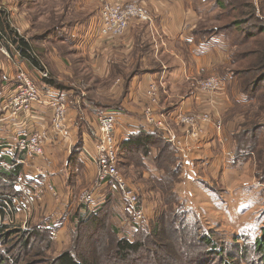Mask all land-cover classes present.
<instances>
[{
  "label": "rangeland",
  "instance_id": "1",
  "mask_svg": "<svg viewBox=\"0 0 264 264\" xmlns=\"http://www.w3.org/2000/svg\"><path fill=\"white\" fill-rule=\"evenodd\" d=\"M137 1L148 8L151 18L149 21H134L133 24H131L132 26H130V29L124 35L129 33L131 29H133V31H135L136 29V34L138 35L137 37H135V39L147 38L146 40L148 41L150 38L151 41L152 39L157 40L159 38V35H157L158 37L154 36L151 30L148 29V27H150V22L153 21L150 3L148 2V0ZM150 1L159 2L162 5H165L166 1H172L174 3L178 2L179 5H182L186 9H188V12H186L187 16L184 26L190 31V34L192 36H194L198 40L203 41L219 39L225 41L228 44V38L226 37V39L222 35V37L213 36L211 38H200L196 36L195 31H200L203 28L205 29L211 27L218 29L217 31H221V28L229 24L228 22L232 21L233 17L239 18V16H241V12L245 13L250 11L252 13L253 8L255 9L256 14L262 17V20L264 21V0ZM220 2L224 3L225 6H219L218 3ZM0 8L5 10V12L7 13L11 27L16 30L18 35L33 43L36 49V53H39V55L48 53L50 55H54L55 58L60 59V61L61 58L58 55L59 52H61L62 54H66V57H68L69 55H73L72 53H68L70 46L65 43H62L61 45L60 42H53L51 41V39H49V36H47V38L45 39L42 38V40H40V36L48 33V31L52 28L57 27L58 30H61L62 26L69 21H82L85 18V21L83 22H95V24H93L94 27L92 31H90V35H92V37H94L95 39L100 40L96 31V27L98 25L101 14L100 0H0ZM228 12H231V14H228ZM139 29L140 33H138ZM63 31L64 33L67 32L66 30ZM229 33L231 39L233 37L235 38L238 35L235 30L230 31ZM69 37H71L72 39L76 36L72 35ZM262 39L264 40V33H262L261 36L258 37V39L253 40L256 41V43L252 44L251 47L255 49L260 44ZM238 41H243L241 36L240 38H238ZM166 43L168 44L169 49H174L173 51L180 55L179 52H181L182 47L178 43L170 44L169 40H167ZM139 44L143 45V43H136V46L133 48V52L130 53V55H127L125 61H130V66L133 63V57L136 59L137 63V58H141L140 54L145 53L144 49H146V47L142 45L138 46ZM245 44L246 43H244L243 46ZM154 47L156 53L161 54L162 60L168 59L170 54L163 48L161 42L156 44ZM152 48L153 47L151 44V46L148 47V50H151ZM240 48L241 47L238 45L231 46L230 53ZM245 48H248V44L243 49ZM13 53H17L21 56L16 46H14L8 39H1L0 37V79L4 78L3 75L7 74L9 75V78L10 76L13 77L16 83V80L19 77L20 73L26 72L32 79H34V82L39 85V72L31 68L29 64L27 66L28 70L26 67L24 68L22 65H19L18 61L15 60V56L13 55ZM79 53V50L75 51V55H81ZM84 59L86 58L84 57ZM42 60L44 66L49 72V77L55 79L57 82H60L53 76L54 69L51 68L48 60L43 57ZM78 63L79 62H77V66L78 68H80L83 63H80V65H78ZM172 64V60L166 62V65ZM89 65L90 63L86 62V66L88 67V69L84 67V71H78V74L81 73L80 75L82 76L88 75V71L91 70L89 68ZM62 66H64L63 61ZM237 66H239V64H233L231 65V69ZM122 68L126 69L123 73L125 75L128 68H126L125 65L122 66V63H120V66L116 67L115 70H112V77H105L101 80L95 78L90 79V77L88 79L81 78L82 76H79V78L77 76V78L74 77L71 81L75 83L74 86L80 89V91L83 90L85 92H87V89L90 88V84H92L93 86L95 85L94 89L92 90L93 92H87V95L92 98L98 99L100 98V95H98L97 89H102L107 87V85H111V83H114L117 78L123 80V78L120 77ZM116 69L118 71H116ZM38 70L40 69L38 68ZM217 74H210L206 77H201L196 80L197 85L202 92L212 95L225 91L227 89V82L223 78V75H225V71H220V74ZM212 75H215L219 79H221L222 87L218 91L207 92L201 88V82ZM230 75L232 76L231 72ZM235 79L237 81L236 87L239 88V80L237 78ZM153 83H155L158 87V102L154 106V115L158 119H162L165 122L166 127L170 132L169 135H167L163 129H159L160 131L158 130L159 132L155 134H159L160 136L173 135L174 137L179 138L183 145V151L181 153H183L184 155L189 154L187 152L188 147L190 146V141L198 142L204 137L206 125L208 124H214L215 130L222 132L224 129L223 127L225 126L224 124L229 123L232 120L233 127H236L235 131H232V134L241 132L243 129L250 127L252 123L264 125V111L262 113H258L259 102L255 100L254 102L247 101L246 104H239L240 101L237 100L238 96L236 97V95H234L232 96V100L235 106L232 107L230 111L226 112L225 109L221 108L223 112L221 113V115L219 114L220 117H217L215 119L212 111L181 112L182 114L194 116L196 119V123L194 124L193 128L196 129L200 135L196 138L191 137L189 128L177 122L178 114L173 117V119H170L168 117L169 110L163 111V108L161 107V93H163V95L167 94L163 91V88H166L164 86L165 84L163 83L162 86L160 80L157 82H150V84H148L147 87H145V89L143 90V94L146 97L143 113L145 114V109L151 105L150 99L147 95V91L150 85ZM180 83L181 81L178 82L179 85ZM230 91H232V89ZM241 97L243 96L241 95ZM178 99V97L172 99V107L176 106L174 104H176ZM115 100L117 99H114L112 101ZM116 102L117 101H115L114 103ZM165 105L168 106V103ZM100 116L101 114L99 115L98 119H100ZM144 118L146 120L145 115ZM193 128H191V130H193ZM98 129L99 125L97 127V132ZM150 132L152 131L150 130ZM9 142L11 141L6 142L5 145L3 144L4 147L2 146V148L7 147ZM116 142L119 145L120 142ZM172 146L176 149L174 145ZM176 151L177 154L180 152L177 149ZM252 154L251 156H247L246 159L242 161V163L237 162L235 166H232L233 157L235 155L233 151L231 154V152L227 150V152L224 153L225 163H223L222 168H220V172H218V170H215V172L211 171V169H209V167L206 165H204L203 169L200 168V166L198 168L197 165L194 164V160L191 159L190 161H188L189 163H186V169L185 171L183 170L182 174L180 175L179 182L177 183V185L175 184V191L180 196V201L183 203L184 207L189 211V217L191 219L199 220L201 230L207 234H210L212 239L215 241V243H217L218 246L226 249V253H232L234 257L233 260L238 262L239 264H247L246 259H243L241 262V260L237 258L240 251L237 245L243 246L245 244L244 241H247L246 239H241L240 237H242L243 235H248L250 237V240H253L258 235H260L261 225H264V183L259 181L256 164L257 160L255 155ZM1 160L2 158H0V161ZM190 162L193 163V166ZM3 163L4 161L2 160V162H0V168L5 167L7 169H11ZM26 164L28 165H22V177L20 176L18 180L12 181L14 191L18 192L17 195H15L14 192H10L7 187L8 181L5 178L1 177L2 180L0 181V186L2 185L4 187L3 192L5 194L3 195L2 200L0 199V201H2L3 206L9 205L10 207L7 206V210H4L6 216L3 221L2 217L0 216V223L4 222L24 231L31 230L35 225H40V223L44 222H47L51 225L58 224L59 226L56 229L57 234L55 236L52 235L49 244V241L47 242L48 239L46 238V236H44L42 241L34 238L31 242L34 252L37 253V251H41L44 252V256L46 257H54L59 252L71 246L73 234L76 228L75 215L79 212H82L80 211L82 207H88L87 204H84L80 201L82 194L86 190L93 189L95 190L94 192L97 195V191L100 188V186L97 184V169L95 168L94 177L93 179H91V181H89V184L78 186L77 180L75 178L73 179V181L69 180L71 187L74 190L73 198L75 201V207L73 211H70L69 207H67V209L61 207L63 206L61 199H63L62 196L64 195L54 183L53 184L55 185L57 190L56 195H53L51 191L46 188L43 191V197H36V192L40 190V182H36V180L26 177L24 173L26 171H30L31 173L34 171L37 172L36 169H40V164L34 165L30 161H28ZM13 166L14 165H12V167ZM117 168L123 176V179L125 180L127 186L129 188H132V190H134L139 196V207L143 212V219L140 223L143 227L145 226L147 230H150L154 225L157 217H160L162 213L167 209L166 205H164V200L167 195L169 196L171 193H173L172 190H168L164 194L162 190L159 189V185L153 181V179H156L155 177H159L161 175L144 177L142 171L139 170L140 168H136L134 164L130 162L129 164H125V162H122L121 166H119L118 155ZM156 186L159 188H157ZM30 188L35 191H32ZM28 190L32 192V198H29L26 195V192ZM47 195L51 197L52 202L46 201ZM115 197V200L117 201L115 203V210H113L112 212V222H114L117 229L119 230V235L132 236L137 231L138 224H135L133 222V217L131 215H129L130 217L127 216L126 219L122 221L123 217H121V215L124 216L125 213H121V211L118 210L119 200L117 196ZM11 201H13L15 205L14 208L12 206L13 210L10 205ZM110 208L111 203L109 204L108 210ZM163 222V226H165L167 224H170L171 221L167 220ZM179 225L180 224L177 223L176 226ZM167 230L170 231L169 229ZM200 247L201 246H198L197 244H190L189 252L192 253L200 251ZM214 257L215 255L212 256V258ZM225 257L227 259L228 256L225 255ZM40 258V254L35 256L32 259V264H40Z\"/></svg>",
  "mask_w": 264,
  "mask_h": 264
},
{
  "label": "crops",
  "instance_id": "2",
  "mask_svg": "<svg viewBox=\"0 0 264 264\" xmlns=\"http://www.w3.org/2000/svg\"><path fill=\"white\" fill-rule=\"evenodd\" d=\"M148 2L150 3L153 15V21L150 22L148 29L151 30L154 36L159 35L157 40L152 39L151 41L150 38L148 41L146 40L147 38L135 39L138 35L136 34V29L135 31L131 29L126 35L114 39L97 40L90 35L95 22H83L85 21L84 18L82 21L76 20L65 23L63 25L64 29L70 35H68L66 40L55 39L53 42H60L61 45L62 43L67 44L70 46L68 53H72L73 55H69L68 58L66 54L59 52L60 61L54 55L48 53L42 54V57L48 60L49 65L54 69L53 76L60 83H63L65 88L60 90L55 86H51L44 81L43 77L39 76L42 101L40 104L34 105L29 111L20 112L17 115L12 114L8 102L15 90L16 83L13 77L10 76L9 78L7 74L3 75L4 78L0 79V150H3L2 146L4 147L8 141H12L13 136L21 129H41L50 126L51 109L47 101L52 96L57 95V97H61L60 99L69 105L67 129L64 134L60 136L54 135L47 142L44 155L37 159H31L30 162L34 165L40 164V168L45 170V173L39 177L40 184L54 183L64 195L62 196L63 199H61L63 205L61 207L65 209L69 207L70 211H73L75 201L73 198L74 190L69 182V156L75 151V147L79 145V159L83 166L75 179L78 186L89 184V181L94 177L96 168L90 155L93 153L96 143L98 118L100 114L105 113L103 111L110 112L114 109H120L118 110L115 129V136L119 142L140 130L150 132L143 113L146 102L143 90L150 82L160 80L162 86L163 83L165 84L166 88H162L167 95L161 93V107L163 111L169 110L168 117L170 119H173V117L181 112L203 111H212L215 119L220 117L223 112L221 108L225 109L226 112L235 106L232 100V96L234 95L238 96L237 100L240 101L239 104L247 103L241 97L239 88L236 87V79L230 75L232 60L228 44L219 39L203 41L192 36L190 31L184 26L188 9L179 5L178 2L166 1L165 5L150 0ZM138 33H140V29ZM72 35L76 37L71 39L69 36ZM167 40H169L170 44L178 43L182 47L181 52H179L180 55L175 53L174 49L168 48ZM159 42L169 52L168 59L162 60L161 54L156 53L154 46ZM136 43H143V45L139 44L138 46H145V53L140 54L141 58H137V63L133 57V65L131 64L130 66V61L126 62L125 60L127 55L133 52ZM151 44L153 48L148 50ZM76 50H79V54L81 55H75ZM13 55L19 65H22L24 68H27L29 64L31 68L38 72L40 71L17 53H13ZM175 58L179 59L176 60ZM169 60L173 61L172 65H166V62ZM62 61L64 66H62ZM77 62H79L78 65L80 63H83V65L78 68ZM86 62L90 63L89 68L91 70L88 71V75L82 76L80 75L81 73L78 74V71H84V67L88 69ZM120 63H122V66L125 65L128 68L125 75L123 73L126 69L122 68L120 77L123 80L117 78L111 85L97 89L98 92L94 91L100 95L98 99L87 95V92H93L92 90L95 85L90 84V88L85 92L83 90L80 91V89L74 86L75 83L71 81L74 77L77 78V76L101 80L105 77H112V70L120 66ZM44 68L46 67L44 66ZM116 71L118 70L116 69ZM220 71H225L223 78L227 82V89L212 95L202 92L196 80L210 74H220ZM179 81H181L180 85L178 84ZM231 89L232 91H230ZM177 97L179 99L174 104L176 106L172 107L173 103L171 101ZM114 99H117L115 100L117 101L116 103L112 101ZM167 103L168 106L165 105ZM224 125V129L221 132L215 130L214 124H208L206 125L205 134L202 139L198 142L189 140L190 146L187 152L189 154L178 153V157L184 163V171L186 163H189L188 161L191 159L194 160V164L198 168L200 166L203 169L204 165H206L211 171H221L220 168L225 163L224 153L229 150L232 154L234 150V142L231 135L232 131L236 129V127H233L232 120ZM161 137L166 140L164 136ZM156 154L157 150L154 148L144 158L145 167L139 169L144 174V177L162 174V170L155 165ZM0 158L6 163L11 162L9 156L1 155ZM9 168H12V166ZM24 174L26 177H29L32 173L26 171ZM109 192H113L118 197V210L121 213H125L124 216L121 215L123 217L122 221H124L130 214L127 211L125 203L122 201L120 193L112 183H106L101 186L97 191L95 203L86 207L94 208L98 204H101V202L103 203ZM51 200V197L47 195L46 201L52 202Z\"/></svg>",
  "mask_w": 264,
  "mask_h": 264
},
{
  "label": "trees",
  "instance_id": "3",
  "mask_svg": "<svg viewBox=\"0 0 264 264\" xmlns=\"http://www.w3.org/2000/svg\"><path fill=\"white\" fill-rule=\"evenodd\" d=\"M224 7V3H218ZM231 14V12H228ZM229 24L217 31L214 27L203 28L195 31L200 38H211L213 36L227 37L229 47L238 45L241 48L230 53L233 64H239L230 70L232 76L240 83V93L246 101L259 102L258 113L264 111V40L253 49V41L264 33V21L256 14L253 8L252 13L241 12L239 18L233 17ZM220 29V28H219ZM64 26L61 30L52 28L48 33L40 36V40L47 38L53 40H66L67 32L64 33ZM235 30L237 36L231 39L230 31ZM227 33V34H225ZM221 36V37H222ZM242 37L243 41H238ZM0 37L8 39L21 56L33 66L43 69L42 55L36 53L33 43L18 35L11 27L5 10L0 8ZM226 38V39H227ZM246 43L244 46L243 44ZM248 44V48L243 49ZM44 81L62 90L65 88L62 83L48 77ZM114 109L110 112L118 114ZM234 142V157L232 166L244 161L247 156L255 155L259 181L264 183V125L252 123L241 132L231 136ZM79 145L68 158V172L70 181L82 170V162L79 159ZM157 150L155 165L162 170V174L153 181L165 194L168 190L171 193L164 200L167 209L154 222L150 230L138 224L137 231L132 235H119V230L113 220L116 195L110 192L105 201L94 208L82 207L75 216L76 228L73 234L71 246L54 257L44 256V252L33 251L31 242L34 238L42 241L44 236L48 244L52 238V231L56 230L58 224L51 225L47 222L35 225L31 230L24 231L13 225L0 223V264H32V259L40 254V264H239L233 260L232 253H226V249L215 243L210 234L201 230L199 220L191 219L189 211L180 201V196L175 191V184L180 180L183 172V163L178 157L176 149L172 144L162 138L159 134L140 130L129 135L118 145L119 166L121 163H133L136 168L145 167L144 158L153 149ZM4 159V158H3ZM22 173V165H15L11 169L0 168L1 177L8 182V189L14 191L12 181L18 180ZM4 187L0 186V199L2 200ZM111 208L108 210L109 204ZM14 208V203L11 201ZM169 208V209H168ZM0 214L2 221L5 219L2 201H0ZM171 221L163 226V221ZM180 224L179 226H176ZM169 229L170 231H168ZM16 236V237H14ZM243 246L237 245L240 249L239 258L242 262L246 259L247 264H264V225H261L260 235L250 240L248 235ZM190 244H197L200 251L190 253ZM32 248V249H31ZM226 253V254H225ZM215 255L214 258L212 256ZM227 255V259L225 257Z\"/></svg>",
  "mask_w": 264,
  "mask_h": 264
},
{
  "label": "built area",
  "instance_id": "4",
  "mask_svg": "<svg viewBox=\"0 0 264 264\" xmlns=\"http://www.w3.org/2000/svg\"><path fill=\"white\" fill-rule=\"evenodd\" d=\"M100 4L101 14L96 31L98 37L102 40L121 37L130 29L134 21H149L151 18L148 8L137 0H100ZM39 73L43 78L49 76V72L46 68L40 69ZM221 87L222 81L215 75L201 82V88L207 92L218 91ZM147 95L151 105L145 109L144 115L149 129L152 133H157L160 131L159 129H163L165 133L169 135L170 132L165 122L154 115V106L158 102V87L155 83L150 85ZM41 101L42 95L39 85L34 82V79H32L28 73L21 72L16 80L15 90L8 102L12 114L17 115L20 112L29 111L34 105L40 104ZM47 103L51 109L50 126L41 129L24 128L19 130L13 136L12 141L9 142L7 147L0 150V156L6 155L11 158V162H4V165L8 167L12 165H28L26 163L31 161V159H36L44 155L46 144L54 135L60 136L64 134L67 129L68 104L57 97V95L49 98ZM177 122L189 128L191 137L196 138L200 135L199 132L193 128L196 123L194 116L180 113L177 116ZM98 125L99 129L96 134L95 147L93 153L90 155L97 169V184L100 187L106 183L114 184L121 195L122 201L126 205L127 211L133 217V222L139 224L143 219V212L139 207V196L132 188L127 186L123 176L117 168L118 144L115 136L117 114L112 112L102 113ZM191 128H193V130H191ZM164 137L171 142L177 150L180 152L183 151V145L179 138L173 135H164ZM192 164L193 163H191V165ZM36 170L37 172H32L29 178L36 180V182H40L39 177L45 173V170L43 168ZM46 188H48L53 195L57 194L55 185L52 182H48L40 184V190L35 194L36 197L40 196L41 198ZM94 191L93 189L86 190L82 194L80 201L87 205H93L96 199V193ZM26 195L32 198V192L30 190L26 192ZM7 206H3V211L7 210ZM56 234L57 230H53L52 235L55 236Z\"/></svg>",
  "mask_w": 264,
  "mask_h": 264
}]
</instances>
